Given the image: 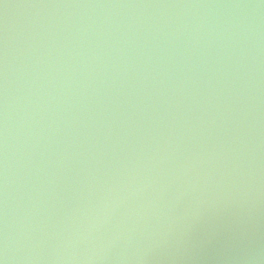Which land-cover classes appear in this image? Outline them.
Listing matches in <instances>:
<instances>
[{
    "label": "water",
    "instance_id": "1",
    "mask_svg": "<svg viewBox=\"0 0 264 264\" xmlns=\"http://www.w3.org/2000/svg\"><path fill=\"white\" fill-rule=\"evenodd\" d=\"M0 264H264V0H0Z\"/></svg>",
    "mask_w": 264,
    "mask_h": 264
}]
</instances>
